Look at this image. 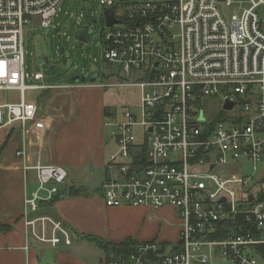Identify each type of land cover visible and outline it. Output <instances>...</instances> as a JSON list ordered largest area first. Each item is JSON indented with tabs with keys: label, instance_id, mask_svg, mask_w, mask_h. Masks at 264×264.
I'll list each match as a JSON object with an SVG mask.
<instances>
[{
	"label": "built area",
	"instance_id": "obj_1",
	"mask_svg": "<svg viewBox=\"0 0 264 264\" xmlns=\"http://www.w3.org/2000/svg\"><path fill=\"white\" fill-rule=\"evenodd\" d=\"M98 1L104 10L114 7L117 20L99 36L102 60L120 78L137 80L104 87L140 91L139 114L126 109L121 121L106 119L117 149L105 161L103 203L171 207L180 221L172 246L136 242L126 257L112 253L105 264H264V0ZM61 2L0 0V91L19 96L0 101V131L19 127L25 134L41 120L38 105L24 99L26 89L59 87L42 83L39 70L26 73L23 36L34 19L50 28ZM121 2L129 4L118 16ZM233 4L247 8L226 18L222 7ZM26 168L36 171L37 183L24 199L30 237L69 245L61 221L40 213L66 171ZM229 223L238 225L214 236Z\"/></svg>",
	"mask_w": 264,
	"mask_h": 264
},
{
	"label": "crops",
	"instance_id": "obj_2",
	"mask_svg": "<svg viewBox=\"0 0 264 264\" xmlns=\"http://www.w3.org/2000/svg\"><path fill=\"white\" fill-rule=\"evenodd\" d=\"M76 88L84 91L97 87L90 82ZM103 108L107 110L106 118L113 115L108 106ZM88 118L84 114L81 121L88 123ZM48 122L45 119L42 123H34L25 134L19 127L0 131V146L5 140L8 143L5 151H0V264H42L40 256L43 253L44 257L50 254L55 264H105L107 255L104 250L81 239L82 234H90L113 244L126 239L165 242L168 237H178L179 227L175 225L174 209L171 207L153 210L146 207L104 205L101 190L106 178L104 165L112 152L105 149L103 119L99 117L88 125L92 126L96 136H92V132L87 136L82 135L79 119L67 122L53 133L49 130ZM111 141L115 146L113 136ZM21 150L24 155L17 156L16 152ZM35 165H58L64 168L67 176L64 184L59 186V192L72 185L87 189L86 196L61 194L50 208L69 235L77 236L81 242L70 238L69 245L61 240L56 246H51L30 237L23 217V207L24 199L31 195L37 185L36 171L26 167ZM92 168L104 171L100 184L95 188L77 185L69 179L70 171L67 169L88 170L87 174L93 171ZM42 207L43 203L40 204V213L50 214L49 209L43 210ZM80 243L84 246L92 245L101 255L83 261L77 250L80 249Z\"/></svg>",
	"mask_w": 264,
	"mask_h": 264
},
{
	"label": "rangeland",
	"instance_id": "obj_3",
	"mask_svg": "<svg viewBox=\"0 0 264 264\" xmlns=\"http://www.w3.org/2000/svg\"><path fill=\"white\" fill-rule=\"evenodd\" d=\"M128 4L119 3L116 6V15L120 16L125 12ZM244 8H247L246 4L224 5L222 13L226 18H229L232 14H239ZM103 10L104 6L98 0H62L50 28H40L36 19L31 25L26 26L23 36L26 73L31 75L34 71L39 70L44 75L42 83L59 87L46 89L47 91L26 89L24 99L26 102H34L39 106L41 120L37 123H42L46 119L49 121L48 127L52 133L67 122L79 119L82 135L87 136L92 132V136H96L92 126L88 125L91 124L90 121H95L100 117L103 119L105 149L110 153L117 149L111 141L116 129L113 125L107 124L103 106H108L113 111L112 123L121 121V113L126 109L139 114L140 91L138 87L132 85L104 87L108 83H135L137 80H135L134 74L127 78H120L115 74L114 68H110L102 60L99 36L105 30ZM85 27H88L90 38L87 43H82L78 41V36ZM54 28L59 29L58 33L54 32ZM61 49L64 50L62 54H60ZM50 66L53 68L49 69ZM77 75L84 76L85 81L72 80V77ZM91 78L94 79L93 83L96 85V89L83 91L76 88L79 85L89 84ZM26 83L30 84L32 80L28 78ZM18 99V92L15 90L0 91V101L15 102ZM84 114L89 117L88 123H84V120L81 121ZM7 144L0 146V151H5ZM67 170L70 171L71 182L77 185H87L90 188L97 187L104 175L101 168H92L93 171L87 174L88 170L84 172L80 169ZM242 170L249 171V166L244 165ZM173 212L175 225L180 227L177 213L175 210ZM76 237L70 235L73 240L81 242ZM168 238L165 239L167 240L165 242H159L166 243L170 247L177 237ZM95 249L97 248L92 245L84 246L80 243V249L77 250L80 253V258L87 261V259L101 255ZM44 254L40 256L42 264H55L54 258L50 254L45 257Z\"/></svg>",
	"mask_w": 264,
	"mask_h": 264
},
{
	"label": "trees",
	"instance_id": "obj_4",
	"mask_svg": "<svg viewBox=\"0 0 264 264\" xmlns=\"http://www.w3.org/2000/svg\"><path fill=\"white\" fill-rule=\"evenodd\" d=\"M43 91H47V90H43ZM104 113H105V115L107 114V110L106 109H104ZM5 143H7V140H5L4 144ZM61 194L67 195V196H71V197L86 196L88 194V191H87V189L85 187H82V186H73L72 185V186L66 187L64 189V191H61V192L58 191L56 193V195H54L52 197L51 200H49L47 202H44L42 209L43 210L49 209L48 212L53 215L52 211L50 210L51 205L54 203V201L57 198H59V196ZM236 225H238V223L226 224L225 227L221 229V232H223V233L221 235H219V236H216V235H214V236L215 237H222L224 235V233H226V231H228L229 228H235ZM253 232H254V234L256 236L259 235L258 232H256V231H253ZM80 238L83 239V240H86L88 242H91L95 246L103 249L104 252L106 253L107 257H109L112 253H115V255L122 254L124 257H126L131 252V249H132L133 245L136 244V241H133L131 239H126V240L122 241L121 243L113 244V243H110V242H105L102 239H100L99 237H96V236H93V235H90V234H82V235H80ZM259 249H260V253L262 255H264V245L260 246Z\"/></svg>",
	"mask_w": 264,
	"mask_h": 264
},
{
	"label": "water",
	"instance_id": "obj_5",
	"mask_svg": "<svg viewBox=\"0 0 264 264\" xmlns=\"http://www.w3.org/2000/svg\"><path fill=\"white\" fill-rule=\"evenodd\" d=\"M102 17H103L104 25H105L106 27H110L111 25H113L114 23L117 22V20H116L115 17H114V7H110V8H108V9H105V10L103 11ZM58 31H59L58 28H54V32H55V33H58ZM78 41H79V42H82V43H87V42L89 41L88 27H85V28L81 31V33H80L79 36H78ZM63 52H64V50L61 49V50H60V54H62ZM52 68H53L52 66L49 67V69H52ZM77 79H80L82 82L85 81V77H84V76H79V75H77V76L72 77V80H77ZM89 82H91V83L94 82V79L91 78V79L89 80ZM231 106H232L231 103H226V104L224 105V108H225V109H229ZM39 110H40V108H39V106H38L37 114H39ZM244 217H245V214H243V213H238V214L236 215V218H238V219H244ZM250 217H251L252 219L254 218L253 215H250Z\"/></svg>",
	"mask_w": 264,
	"mask_h": 264
}]
</instances>
